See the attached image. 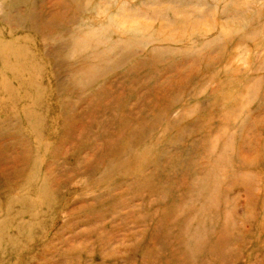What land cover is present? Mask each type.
Masks as SVG:
<instances>
[{"label":"rangeland","instance_id":"374dc122","mask_svg":"<svg viewBox=\"0 0 264 264\" xmlns=\"http://www.w3.org/2000/svg\"><path fill=\"white\" fill-rule=\"evenodd\" d=\"M0 264H264V0H0Z\"/></svg>","mask_w":264,"mask_h":264}]
</instances>
